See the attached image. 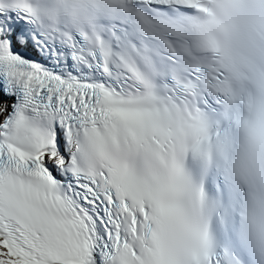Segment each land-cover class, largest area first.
I'll list each match as a JSON object with an SVG mask.
<instances>
[{"label":"snow or ice","instance_id":"obj_1","mask_svg":"<svg viewBox=\"0 0 264 264\" xmlns=\"http://www.w3.org/2000/svg\"><path fill=\"white\" fill-rule=\"evenodd\" d=\"M0 264H264V0H0Z\"/></svg>","mask_w":264,"mask_h":264}]
</instances>
